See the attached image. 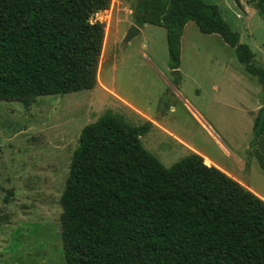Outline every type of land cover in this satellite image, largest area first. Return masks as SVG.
Wrapping results in <instances>:
<instances>
[{
  "label": "trees",
  "instance_id": "obj_1",
  "mask_svg": "<svg viewBox=\"0 0 264 264\" xmlns=\"http://www.w3.org/2000/svg\"><path fill=\"white\" fill-rule=\"evenodd\" d=\"M111 4L0 0V102L29 107L43 96L93 90L106 36L94 18ZM190 22L218 34L264 86V68L216 6L138 0L135 7L137 27L166 29L176 75ZM152 127L108 112L82 130L61 197L65 263L264 264V200L196 152L167 168L141 141ZM263 134L264 108L251 144L264 169ZM7 221L0 216V225Z\"/></svg>",
  "mask_w": 264,
  "mask_h": 264
},
{
  "label": "rangeland",
  "instance_id": "obj_2",
  "mask_svg": "<svg viewBox=\"0 0 264 264\" xmlns=\"http://www.w3.org/2000/svg\"><path fill=\"white\" fill-rule=\"evenodd\" d=\"M203 1L264 68V0ZM137 3L112 0L95 16L106 36L93 90L43 96L29 107L0 102V216L8 218L0 225V264H66L61 197L71 160L82 130L108 112L135 127L154 124L141 141L167 168L195 149L264 200V169L251 156L264 86L218 34H203L194 22L185 27L176 75L165 28L138 27L126 42ZM257 149L264 153V134Z\"/></svg>",
  "mask_w": 264,
  "mask_h": 264
},
{
  "label": "crops",
  "instance_id": "obj_3",
  "mask_svg": "<svg viewBox=\"0 0 264 264\" xmlns=\"http://www.w3.org/2000/svg\"><path fill=\"white\" fill-rule=\"evenodd\" d=\"M146 26H148V25H144V27H146ZM140 32H142V29H140ZM98 78H99V80H100V76H98ZM100 83V82H99ZM98 83V84H99ZM112 94H114V95H116L118 98H120L122 101H124L127 105H129L131 108H133L135 111H140V110H138L135 106H133L131 103H129L127 100H125L122 96H119V95H117L115 92H112V91H110ZM154 125V124H153ZM157 126L158 127H161V126H159L158 124H157ZM157 126H156V128H157ZM155 127V126H154ZM194 152H196V153H199L198 151H196L195 149H194ZM200 155H202L201 153H199ZM206 160H208L209 162H211L212 163V165H215V167L217 166L216 164H213V162L209 159V158H207L206 156H204V155H202ZM209 164V163H208ZM208 166H210V165H208ZM219 168V167H218ZM220 169H222V168H220ZM223 170V169H222ZM224 171V170H223ZM225 173H227L226 171H225ZM228 174V173H227ZM229 175V174H228ZM248 189H250V188H248ZM251 190V189H250ZM255 193V192H254ZM256 195H257V193H255ZM259 196V195H258ZM259 197H261V196H259ZM262 199H263V197H261Z\"/></svg>",
  "mask_w": 264,
  "mask_h": 264
},
{
  "label": "water",
  "instance_id": "obj_4",
  "mask_svg": "<svg viewBox=\"0 0 264 264\" xmlns=\"http://www.w3.org/2000/svg\"><path fill=\"white\" fill-rule=\"evenodd\" d=\"M140 33V29L136 26V25H133L130 29V31L128 32L127 34V37H126V42H129L131 41L135 36H137L138 34Z\"/></svg>",
  "mask_w": 264,
  "mask_h": 264
}]
</instances>
